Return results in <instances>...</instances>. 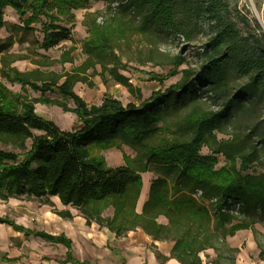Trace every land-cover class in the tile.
Here are the masks:
<instances>
[{
    "label": "trees",
    "instance_id": "16d2710c",
    "mask_svg": "<svg viewBox=\"0 0 264 264\" xmlns=\"http://www.w3.org/2000/svg\"><path fill=\"white\" fill-rule=\"evenodd\" d=\"M96 1L103 9L87 11L81 20L87 31L84 59L71 72H57L39 67L70 61L73 46L57 60L45 61L11 52L12 39L26 42L30 51L71 39L73 10L89 0H0V28L9 33L0 41V199L51 205L50 197L57 196L78 209L86 223L116 236L141 228L155 240L172 241L169 254L156 252L161 264L169 258L201 264L200 252L216 248L222 227L235 218L222 207L239 202L240 220L248 213L264 217V15L259 21L246 4L230 0ZM6 7L17 14V23L4 20ZM179 37L195 66L185 65L191 61L179 52H160V45L177 44ZM134 38L141 42L135 49ZM27 57L39 67L10 66ZM131 62L168 66L166 73H148L160 84L180 75L142 96L120 73ZM96 73L125 86L138 101L123 103L105 94L98 104H88L73 87L77 82L92 87L88 76ZM3 81L18 83L20 90ZM36 103L73 112L77 126L60 128L36 113ZM122 145L133 155L108 165L102 151ZM144 172L153 177L138 211ZM57 213L71 217L68 210ZM0 223L26 238L62 244L65 260L85 262L71 256L63 233L28 228L9 216H0Z\"/></svg>",
    "mask_w": 264,
    "mask_h": 264
},
{
    "label": "crops",
    "instance_id": "0c3cea01",
    "mask_svg": "<svg viewBox=\"0 0 264 264\" xmlns=\"http://www.w3.org/2000/svg\"><path fill=\"white\" fill-rule=\"evenodd\" d=\"M7 34L9 35L8 31ZM12 40L13 43L17 42L14 37ZM9 50L16 53L12 50V46ZM30 57L26 60L31 63V66L23 70L39 67L32 62ZM19 60L23 59H16L14 63ZM44 60L47 61L50 58L46 56ZM72 61L73 59L69 63ZM80 63L81 61L64 70L71 72ZM54 65L55 63L39 68L43 71H57L52 68ZM97 67L99 69L98 65L96 69ZM60 71L62 69L57 72ZM136 89V93L142 96L150 93ZM50 199L51 205L40 204L32 200L20 201L16 198L0 199V216H9L16 223L28 228L44 230L52 234H65L70 239L71 256L78 261H85L81 264L86 262L93 264H161L156 252L167 255L173 245L172 241L153 239L141 228L130 230L122 236H116L106 227L98 226L93 221L86 223V218L78 209L62 204L57 196H51ZM60 210H68L71 217L58 215L57 211ZM158 221L164 223L166 220L164 217H159ZM236 225H241V228H235ZM221 230L216 248H207L200 252L201 264H264V217L256 213H248L243 220L230 218ZM66 256V246L50 243L39 237L26 238L22 232L0 223V264H75L73 261L65 260ZM163 264L182 263L169 258Z\"/></svg>",
    "mask_w": 264,
    "mask_h": 264
},
{
    "label": "rangeland",
    "instance_id": "374dc122",
    "mask_svg": "<svg viewBox=\"0 0 264 264\" xmlns=\"http://www.w3.org/2000/svg\"><path fill=\"white\" fill-rule=\"evenodd\" d=\"M231 2L237 1L238 4H246L248 8L251 10L254 16H256V12L259 14L260 17L264 15V0H230ZM257 7H256V4ZM104 7V4L102 1H96V0H89V3L86 7L73 10V13L75 15V23L73 27L71 28V40L63 41L59 46L50 48L48 50H43L40 48H35V51L29 50L27 44L23 43H17L14 41L12 45V50L15 51L18 54H26L27 56H32L33 58H41L42 56L51 59H58L62 51L67 50L69 47L73 46L74 49L70 52L71 60L73 59L72 63H69L70 61L64 62H56L54 66H52L53 69L59 70V69H69L71 66L78 64L80 61L82 62L84 55L81 50L82 45V39L87 35V31L85 26L81 24V20L83 18V15L87 11H94V10H102ZM258 8V9H257ZM3 17L4 20L7 23L12 22H18L17 14L9 7H6L3 10ZM102 16L98 17V20L101 19ZM37 26V29L39 28V24H35ZM7 31L4 29L0 30V40H4L7 36ZM35 35L40 37L39 29L35 31ZM141 43V42H140ZM137 39H133L132 46L135 49L137 47V44H140ZM195 43H200V40H198ZM34 49V48H32ZM159 50L162 53H169L173 54L177 51L186 57V59L193 61L194 57L193 55L186 52V47H180L179 49H174L169 44H163L159 46ZM23 60L16 61L15 63H11V67L16 68L17 70H23L25 68H28L31 66V63L26 60V58H21ZM191 62L186 63L185 65H191ZM64 63V64H63ZM130 68L122 69L120 70V73L125 75L132 86L135 88L141 89L143 92H150L151 90H156L158 88H164L165 86L169 85L170 83L175 82L178 77L179 73L175 74L173 76H170L169 78L165 79L163 83H158L155 79H150L148 77V73L150 71H154L157 73H166L169 69L168 66H152L151 64L146 65H137L135 63H130ZM182 67V66H181ZM96 69V68H95ZM98 69V67H97ZM96 71L98 72L99 69ZM89 80L93 83V86L90 87L86 83L77 82L73 90L82 97L88 104H96L99 103L102 99V97L105 94L114 96L118 98L123 103L127 101H135L137 102L138 99L135 97V95L130 92L128 89H126L124 86H122L119 83H116L112 81L107 75L104 77L98 73L94 75L88 76ZM9 88L19 91L20 85L18 83H12V82H6L3 81ZM30 94L33 96L38 95V93H35L31 90H29ZM49 97L55 96V93H47L46 94ZM69 106H72L73 103L71 100L67 102ZM35 111L37 114L47 117L50 120H52L55 124H57L62 129H67L70 127L77 126L78 119L75 116L73 112L70 111H63L59 106L57 105H48V104H42V103H36L35 104ZM221 136V135H219ZM205 151V149H202ZM106 162L110 166H116L123 163V154H129L133 155V151L126 145H122L119 148L112 147L109 149H106L102 151ZM223 163V158L220 157L219 164ZM254 169L258 170L259 167L257 165H254ZM142 175V188L140 191V195L137 201V210L139 211L141 204L147 197V191L150 179L153 177V174L150 172H144ZM16 200L20 201H31L26 200L23 198H16ZM110 209L106 211V213H109Z\"/></svg>",
    "mask_w": 264,
    "mask_h": 264
},
{
    "label": "built area",
    "instance_id": "2783aa9c",
    "mask_svg": "<svg viewBox=\"0 0 264 264\" xmlns=\"http://www.w3.org/2000/svg\"><path fill=\"white\" fill-rule=\"evenodd\" d=\"M183 44H184L183 43V37H179V41H178L177 44L169 43V45H171V47H173L175 50L179 49L180 47H182ZM176 53H178V51ZM195 65H196V61L193 59V61L191 62V66H195ZM208 94H210V92ZM194 195L196 197H200L202 195L201 190H196ZM214 201H215V198H212V199L208 200L209 203H213ZM221 211L228 212L229 214H231L236 219H240L243 216L242 211H241V203H239V202H235L234 204L222 207Z\"/></svg>",
    "mask_w": 264,
    "mask_h": 264
},
{
    "label": "water",
    "instance_id": "95a60500",
    "mask_svg": "<svg viewBox=\"0 0 264 264\" xmlns=\"http://www.w3.org/2000/svg\"><path fill=\"white\" fill-rule=\"evenodd\" d=\"M256 17L259 19V21H260V16L258 15V13L256 12Z\"/></svg>",
    "mask_w": 264,
    "mask_h": 264
}]
</instances>
